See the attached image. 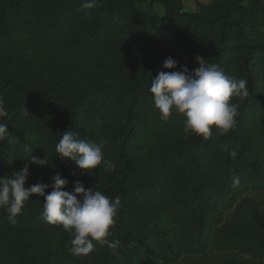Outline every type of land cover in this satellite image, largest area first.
Here are the masks:
<instances>
[{
  "label": "trees",
  "instance_id": "16d2710c",
  "mask_svg": "<svg viewBox=\"0 0 264 264\" xmlns=\"http://www.w3.org/2000/svg\"><path fill=\"white\" fill-rule=\"evenodd\" d=\"M0 0V98L8 135L0 178L22 169L25 146L44 157L26 187L59 172L121 198L107 239L88 256L45 222L32 194L12 225L0 208V264H264V0ZM89 15H85V13ZM171 56L175 69H163ZM202 56L247 81L235 129L205 141L183 132V114L159 119L149 89L159 71H191ZM65 130L102 144L93 175L55 144ZM236 150L235 159L229 156ZM240 183L233 187L232 177ZM52 189H46V193Z\"/></svg>",
  "mask_w": 264,
  "mask_h": 264
},
{
  "label": "clouds",
  "instance_id": "9594fccd",
  "mask_svg": "<svg viewBox=\"0 0 264 264\" xmlns=\"http://www.w3.org/2000/svg\"><path fill=\"white\" fill-rule=\"evenodd\" d=\"M83 7L93 9L96 0H85ZM89 15V13H85ZM197 67L189 70L186 65L179 70L165 72L163 70L151 80L150 93L154 107L159 112L161 121H168L173 113L183 114L185 137L195 134L207 141L212 137L213 127L226 135L236 127L239 105L231 102L233 98L243 99L249 92L247 81L235 75H227L218 64L211 63L202 56L195 57ZM177 61L171 56L162 64L163 69H175ZM8 112L4 101L0 98V118H6ZM9 131L6 123L0 122V141H5ZM78 133L65 130L55 144V153L61 160L71 159L80 169L93 175V169L103 165L105 171H115L116 164L105 159L102 144L89 139H77ZM25 164L22 169L11 175L0 178V208L8 214L12 225L17 223L16 217L21 213L25 202L32 194L43 198L42 217L46 223L60 226L70 237V251L73 255L88 256L94 249V241L115 252L120 247L119 239L109 240V228L115 224L114 217L121 208V198L107 197L100 190L86 188L80 181L75 182L72 192L64 190L68 183L57 172L52 183H36L26 187L30 176L29 165L44 166L49 162L43 157L33 154L29 145L25 146ZM229 156L235 159L236 150H230ZM233 187L240 183V177H232ZM52 190L46 193V189Z\"/></svg>",
  "mask_w": 264,
  "mask_h": 264
},
{
  "label": "rangeland",
  "instance_id": "374dc122",
  "mask_svg": "<svg viewBox=\"0 0 264 264\" xmlns=\"http://www.w3.org/2000/svg\"><path fill=\"white\" fill-rule=\"evenodd\" d=\"M211 1L212 0H183V5L190 11H197L201 6Z\"/></svg>",
  "mask_w": 264,
  "mask_h": 264
}]
</instances>
